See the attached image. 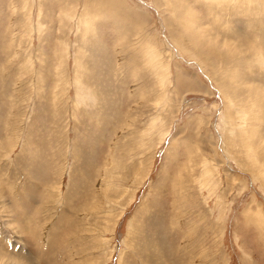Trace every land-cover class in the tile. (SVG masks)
Here are the masks:
<instances>
[{
  "label": "rangeland",
  "instance_id": "374dc122",
  "mask_svg": "<svg viewBox=\"0 0 264 264\" xmlns=\"http://www.w3.org/2000/svg\"><path fill=\"white\" fill-rule=\"evenodd\" d=\"M0 264H264V0H0Z\"/></svg>",
  "mask_w": 264,
  "mask_h": 264
},
{
  "label": "bare ground",
  "instance_id": "6f19581e",
  "mask_svg": "<svg viewBox=\"0 0 264 264\" xmlns=\"http://www.w3.org/2000/svg\"><path fill=\"white\" fill-rule=\"evenodd\" d=\"M144 251V250H143ZM144 253V252H143ZM154 254V253H153ZM149 254H147V256H148ZM161 256V255H160ZM28 257V256H27ZM26 257V258H27ZM161 257H163V255L161 256ZM167 257V256H166ZM171 257V256H170ZM148 258V257H147ZM167 259V258H166ZM28 261V260H27ZM31 261V260H30ZM144 261V260H143ZM176 262V261H175Z\"/></svg>",
  "mask_w": 264,
  "mask_h": 264
}]
</instances>
